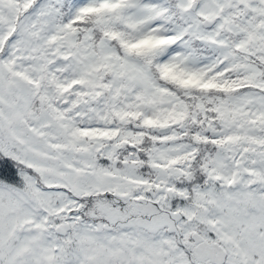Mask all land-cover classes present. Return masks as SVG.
<instances>
[{"label":"snow or ice","instance_id":"6c2138e0","mask_svg":"<svg viewBox=\"0 0 264 264\" xmlns=\"http://www.w3.org/2000/svg\"><path fill=\"white\" fill-rule=\"evenodd\" d=\"M0 264H264V0H0Z\"/></svg>","mask_w":264,"mask_h":264}]
</instances>
